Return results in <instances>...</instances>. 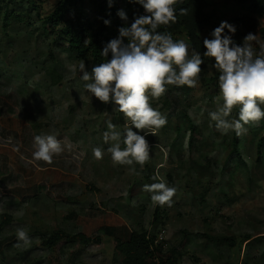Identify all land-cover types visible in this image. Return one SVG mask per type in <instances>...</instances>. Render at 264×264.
Segmentation results:
<instances>
[{
	"label": "rangeland",
	"instance_id": "rangeland-1",
	"mask_svg": "<svg viewBox=\"0 0 264 264\" xmlns=\"http://www.w3.org/2000/svg\"><path fill=\"white\" fill-rule=\"evenodd\" d=\"M19 1L12 0L11 9L17 10ZM59 1L37 0L40 19ZM7 2L0 0V264H121L114 240L101 235V227L146 231L154 236L157 259L171 251L174 264H264V147L256 163L264 119L245 125L243 164L226 162L232 131H218L209 116L220 103L214 60L205 61L208 76L197 87L168 86L164 95L150 98L167 123L146 136L150 159L135 165L134 172L113 163L107 151L113 142L103 139L108 121L123 133L127 118L111 103L89 100L80 79L84 62L54 36L42 34L34 14L4 29ZM206 2L212 25L202 32L203 40L239 14L235 0ZM257 21L264 27V17ZM253 44L259 52V44ZM85 67L90 72L93 65ZM183 113L195 129L191 147ZM232 118H238V109ZM176 123L182 125L180 135ZM252 128L258 129L255 138ZM133 131L145 135L149 130ZM36 135L60 140L63 151L52 163L33 159ZM95 148L102 149L101 159L94 157ZM146 171L177 190L170 205H159L156 223L157 204L143 190L156 182L144 178ZM18 229L27 232L30 244L18 241ZM57 232L81 233L91 242L45 246Z\"/></svg>",
	"mask_w": 264,
	"mask_h": 264
},
{
	"label": "clouds",
	"instance_id": "clouds-1",
	"mask_svg": "<svg viewBox=\"0 0 264 264\" xmlns=\"http://www.w3.org/2000/svg\"><path fill=\"white\" fill-rule=\"evenodd\" d=\"M133 2L139 4L145 14L136 17L130 27L119 28L118 36L104 45L100 54L106 62L93 66L90 72L85 63L79 65L80 79L86 82L83 87L90 94L89 100L95 97L104 104L111 103L114 111L127 118L123 133L116 131L117 126L111 121L107 122L109 131L103 133L104 143L113 142L107 149L113 163L131 166L130 170L135 172V165L142 167L150 159L146 136L167 123V117L152 107L150 98L158 99L168 86L197 87L205 58L214 60L211 66L218 74L220 103L216 111L209 113L215 128L222 133L234 131L240 136L246 132L245 125L264 119V108L261 107L264 105V40L249 33L242 44L237 45L231 38L235 26L222 21L210 33L211 38L203 40L205 51L201 55L184 40H174L170 32L157 31L160 26L176 22L178 0ZM108 6H112V0H108ZM180 11L187 14L186 9ZM117 15L121 20H127L123 10ZM104 24L107 26L110 21L104 20ZM253 42L259 44V52ZM234 108L238 109V118L229 119ZM133 129L149 131L140 135ZM62 151L56 136L34 137L35 161L50 164ZM93 155L101 159L102 149H93ZM143 190L151 193V201L158 205H170L177 191L166 182L146 184ZM17 239L23 245L31 242L23 229H18Z\"/></svg>",
	"mask_w": 264,
	"mask_h": 264
},
{
	"label": "trees",
	"instance_id": "trees-1",
	"mask_svg": "<svg viewBox=\"0 0 264 264\" xmlns=\"http://www.w3.org/2000/svg\"><path fill=\"white\" fill-rule=\"evenodd\" d=\"M11 1L8 0V6L3 12L4 29L11 27L14 23L30 20L31 14H34L39 18L42 34L54 36L65 45L67 52L72 53L77 61L91 63L93 66L106 62V58L101 56L100 52L107 42L118 36V29L130 27L136 17L144 15L143 8L133 0H112L111 7L108 6V0H60L48 15L40 19L38 13L40 6L37 4V0H21L17 10L11 9ZM235 2L239 8V14L228 22L236 28L235 33L231 34L233 41L240 45L249 33L259 34L261 40H264V27H259L257 21L258 17H264V0H235ZM175 7L177 9L176 22L169 26H160L157 31L170 32L174 40L184 38L202 55L205 49L201 34L212 25L211 17L206 12L208 7L206 0H178ZM181 9H186L187 14H182ZM120 10L126 13V21L118 17L117 12ZM104 20H109L110 24L106 26ZM225 34H228L227 30H225ZM108 58L110 59V56ZM205 61L208 62V58H205ZM201 69L200 80L206 81L207 65L202 64ZM187 88L189 87L182 86L183 91H186ZM164 104L166 105V101ZM183 123L190 133L188 145L191 147L195 129L186 113L182 115ZM181 127V124L176 123L177 135H180ZM257 132V128H252L250 134L255 138ZM231 134V150L226 162L243 164L240 151L244 148L246 141L244 134L237 136L234 131ZM123 146L125 147V145ZM263 147L264 134L256 142V163L262 161ZM144 178L156 182L149 176V171L144 173ZM25 192L28 193V191ZM159 209L157 204L152 219L155 223L161 218ZM98 231L101 235L114 240L115 252L121 258V264H174L175 262L174 253L171 251L169 255L158 256L157 259V253L154 252H158V248L154 247V236L148 235L146 231L138 233L130 231L126 227H101ZM250 240V236L244 237V242L247 244L250 243ZM61 241H65L68 245L78 244L82 247L91 242L81 233L63 235L61 232H57L50 235L44 245L51 248Z\"/></svg>",
	"mask_w": 264,
	"mask_h": 264
},
{
	"label": "built area",
	"instance_id": "built-area-1",
	"mask_svg": "<svg viewBox=\"0 0 264 264\" xmlns=\"http://www.w3.org/2000/svg\"><path fill=\"white\" fill-rule=\"evenodd\" d=\"M145 14V13H144Z\"/></svg>",
	"mask_w": 264,
	"mask_h": 264
}]
</instances>
